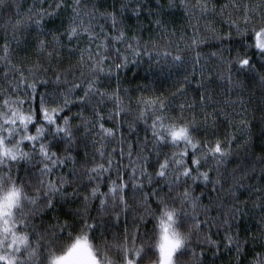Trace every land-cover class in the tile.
I'll return each mask as SVG.
<instances>
[{"label": "snow or ice", "instance_id": "6c2138e0", "mask_svg": "<svg viewBox=\"0 0 264 264\" xmlns=\"http://www.w3.org/2000/svg\"><path fill=\"white\" fill-rule=\"evenodd\" d=\"M180 7L189 15L217 11L209 0ZM21 8L19 0H0V182L15 193L10 210L0 213V264H75L81 249L91 264H264V147L255 150L257 121L264 127V0L220 5L240 37L229 48L235 59H221L227 72L205 80L202 67L198 97L177 106L140 98L131 119L132 97L120 77L129 60L117 45L137 57L147 52L143 29L131 21L147 16L167 33L163 6L33 0ZM201 43L194 33L186 47ZM153 55L188 62L159 51L149 60ZM200 59L197 53L191 60L193 70ZM249 76L259 108L252 107ZM177 83L187 85V76ZM212 86L223 89L221 99L210 94ZM177 95L187 88L172 99Z\"/></svg>", "mask_w": 264, "mask_h": 264}, {"label": "trees", "instance_id": "16d2710c", "mask_svg": "<svg viewBox=\"0 0 264 264\" xmlns=\"http://www.w3.org/2000/svg\"><path fill=\"white\" fill-rule=\"evenodd\" d=\"M22 5L21 11H26L27 8L33 3V0H19ZM51 2V0H49ZM107 3H111V0H106ZM145 2L150 3L151 7L155 10L157 4L163 6L162 17L167 21V33L162 34L160 31L155 30V25H150L148 20L150 19L147 16H142L140 21H136L135 18L132 19L131 23H139L142 32V44L148 45V51L144 52L143 47L137 49L139 52H144L140 57L133 55L127 49V44H119L117 47H120L124 56L128 57L129 66L127 69L120 70V77L122 81L123 88L130 90L129 95L132 97L131 107H132V116L134 118L137 106L136 101L140 98L145 100L155 99L156 97L166 98L171 102L173 106H177L185 102V100L191 101L193 97H198V85L201 82L202 73L200 69L204 67L203 76L205 80L207 78L216 76L217 73L227 72V65L221 64V59L229 60L235 59L236 52L233 50L230 54L229 48L237 44L240 40V37L237 35L235 28H229L228 26V15L224 13L223 15L219 12V7L222 4L228 2V0H209V6H216V13L213 14H204L201 15L199 9H195L192 15L180 5L186 3L189 5H195L197 0H145ZM172 3V7L169 8L168 4ZM247 2V0H245ZM90 7V5H89ZM102 10V9H101ZM13 14L15 13V7L12 9ZM7 15V13H5ZM3 21H0L2 24ZM59 23V21H57ZM102 23V21H101ZM150 29H152L150 31ZM231 31V39L228 38V33ZM196 34L198 38H202V43L200 46L187 48L186 45L191 43V37L193 34ZM137 35H141L137 32ZM187 36L189 39H184L183 37ZM151 37V39H149ZM168 52L172 56L182 55L185 60L188 61L184 64H175L173 65L169 59L166 63L162 57H157L153 55L152 59L149 60L148 53L155 52ZM199 53L201 59L198 65H195V70L191 60ZM209 53H216L217 56L215 59L209 57ZM115 53H113V56ZM139 61L138 63L136 61ZM119 63V61H117ZM207 65V67H205ZM209 69L211 71H209ZM187 76L188 84L177 83L178 81H183ZM234 79H243L241 76H237L235 70L232 72ZM219 81V77L217 76ZM249 85L251 91L255 92V95L252 97V107L259 108L261 104V94L258 90V86L251 83V76H249ZM115 87V84H113ZM187 88L186 96L177 95L175 99H172V95L177 92L178 88ZM215 92V98L217 100L221 99V93L223 89H216L215 86H212L210 89V94ZM248 94L246 93L243 97L247 99ZM233 100L236 99L235 96L231 97ZM125 103H129L127 98H125ZM28 105L25 104L24 108H27ZM141 108L144 107L143 104L140 105ZM112 108V104L109 103L106 106L105 115H107V110ZM79 109L74 107L72 113H76ZM214 109L209 107L208 112H212ZM199 111V109H197ZM230 111V110H229ZM85 115L91 119L90 111L85 112ZM147 115L151 116V110L149 109ZM203 119V117H199ZM79 120L74 121V123H79ZM148 123H151V119H148ZM105 127H111V124H105ZM126 127V125H125ZM229 131H234L231 127ZM34 134V133H33ZM143 136V132H141ZM255 137H256V152L259 153L260 148L264 147V127H262L257 121L255 126ZM27 150V149H25ZM55 150V149H53ZM243 156V152L240 154ZM236 167V163L229 165V168ZM29 170L28 168L21 170V175L25 174V171ZM59 171V170H58ZM237 176L241 175L239 171L236 173ZM259 173L257 172V176ZM244 183L246 184H257L258 181L253 178L251 180L245 179ZM227 187V185H226ZM199 194V191H197ZM248 200L247 194L241 196V201ZM207 199L204 200V203H207ZM248 207H251V201L248 203ZM55 215L54 213H49V217ZM64 219V217H61ZM131 220V216H129ZM252 218H246L245 223L242 225L246 227L251 224ZM149 228L152 227L151 224L148 225Z\"/></svg>", "mask_w": 264, "mask_h": 264}, {"label": "clouds", "instance_id": "9594fccd", "mask_svg": "<svg viewBox=\"0 0 264 264\" xmlns=\"http://www.w3.org/2000/svg\"><path fill=\"white\" fill-rule=\"evenodd\" d=\"M8 147H12V145H8ZM16 188L20 190L21 196H23L24 188L22 185L17 184L15 185ZM13 185L11 183L7 182H0V213H6L8 212L9 205L12 202V200L15 198V193L12 191ZM157 233L160 232V229H156ZM181 232H185L186 230L181 229ZM74 239V237H73ZM71 243V241H69ZM95 243V242H94ZM171 241H165V247L166 249L170 247ZM60 253H57L59 255ZM62 264H74L72 259H69L68 261L62 262ZM75 264H91V261L88 258L87 251L84 249H81L75 256Z\"/></svg>", "mask_w": 264, "mask_h": 264}, {"label": "rangeland", "instance_id": "374dc122", "mask_svg": "<svg viewBox=\"0 0 264 264\" xmlns=\"http://www.w3.org/2000/svg\"><path fill=\"white\" fill-rule=\"evenodd\" d=\"M162 264H163V258H162Z\"/></svg>", "mask_w": 264, "mask_h": 264}]
</instances>
